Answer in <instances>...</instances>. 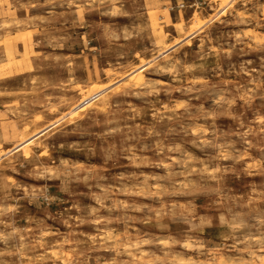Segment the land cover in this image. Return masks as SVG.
Masks as SVG:
<instances>
[{
  "label": "rangeland",
  "instance_id": "374dc122",
  "mask_svg": "<svg viewBox=\"0 0 264 264\" xmlns=\"http://www.w3.org/2000/svg\"><path fill=\"white\" fill-rule=\"evenodd\" d=\"M0 264H264V0H0Z\"/></svg>",
  "mask_w": 264,
  "mask_h": 264
}]
</instances>
